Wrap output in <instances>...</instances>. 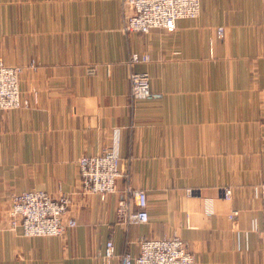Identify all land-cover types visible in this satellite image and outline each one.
I'll list each match as a JSON object with an SVG mask.
<instances>
[{
    "label": "crops",
    "instance_id": "crops-1",
    "mask_svg": "<svg viewBox=\"0 0 264 264\" xmlns=\"http://www.w3.org/2000/svg\"><path fill=\"white\" fill-rule=\"evenodd\" d=\"M124 15L122 0H0V58L26 66L29 103L0 110V264H104L110 238L123 264L140 238L171 235L197 264H264V0H202L171 31L126 32ZM133 70L163 96L134 98ZM105 148L124 173L104 200L79 190L78 161ZM129 185L147 190L149 222L117 220ZM33 188L70 193L78 225L12 228L11 194Z\"/></svg>",
    "mask_w": 264,
    "mask_h": 264
},
{
    "label": "built area",
    "instance_id": "built-area-1",
    "mask_svg": "<svg viewBox=\"0 0 264 264\" xmlns=\"http://www.w3.org/2000/svg\"><path fill=\"white\" fill-rule=\"evenodd\" d=\"M202 0H122L126 13L123 29L126 32H145L165 28L174 30L180 18H197L201 12ZM216 36H225V27L218 26ZM148 52H134L132 62L149 61ZM28 67L36 68V61ZM26 66L9 65L0 58V110L28 106L22 95L20 77ZM131 95L136 99H153L163 96L153 91L151 78L147 72L133 70L130 74ZM79 190L106 199L117 192V181L123 176V158L112 148L101 153L84 154L79 158ZM262 212L264 220V182L260 185ZM192 192V189H189ZM223 195L230 199L231 187L223 188ZM70 193L61 192L54 196L42 189L15 191L10 198L12 228H20L23 235L62 236L69 228L78 225L76 216H69L72 206ZM149 195L145 188L127 186L118 200L117 220L125 224L149 222ZM140 252L133 255L129 249L122 254L123 264H197L195 254L189 249L187 241L180 235L158 238L142 237L139 240ZM116 247L112 238L105 245L102 259L104 264H112Z\"/></svg>",
    "mask_w": 264,
    "mask_h": 264
},
{
    "label": "rangeland",
    "instance_id": "rangeland-1",
    "mask_svg": "<svg viewBox=\"0 0 264 264\" xmlns=\"http://www.w3.org/2000/svg\"><path fill=\"white\" fill-rule=\"evenodd\" d=\"M127 12H125V15H126ZM125 15H124V19H125ZM124 25V24H123ZM51 193V192H50ZM65 193V192H64ZM60 195V194H59ZM54 196H58V195H54Z\"/></svg>",
    "mask_w": 264,
    "mask_h": 264
}]
</instances>
